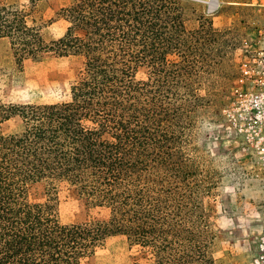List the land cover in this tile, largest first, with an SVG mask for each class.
<instances>
[{
    "label": "trees",
    "instance_id": "trees-1",
    "mask_svg": "<svg viewBox=\"0 0 264 264\" xmlns=\"http://www.w3.org/2000/svg\"><path fill=\"white\" fill-rule=\"evenodd\" d=\"M40 1L0 4V41L18 63L51 54L80 57L82 69L66 102L0 103V125L19 119L0 129V264H80L116 236L155 264H211L195 204L207 188L193 183L185 147L222 33L207 21L187 30L183 0H68L64 34L47 41L33 16ZM37 181L74 187L108 218L61 224L54 204L27 202Z\"/></svg>",
    "mask_w": 264,
    "mask_h": 264
},
{
    "label": "rangeland",
    "instance_id": "rangeland-1",
    "mask_svg": "<svg viewBox=\"0 0 264 264\" xmlns=\"http://www.w3.org/2000/svg\"><path fill=\"white\" fill-rule=\"evenodd\" d=\"M188 7L187 30L209 22L222 33L223 45H211L208 67L198 93L193 127L185 147L194 166L195 204L207 224L212 242L211 264H264V0H183ZM209 3L210 9L207 4ZM0 4L28 9L29 0H0ZM68 0H43L33 16L43 23L47 41L61 37L68 24L60 11ZM80 57L44 55L38 61L16 62L0 41V103L50 105L69 100V88L79 78ZM146 68L135 73L145 81ZM18 118L2 122L9 133ZM202 190V189H201ZM32 205L54 204L61 224L102 222L104 208L81 198L66 183L42 181L26 185ZM80 264H155L123 237L108 238Z\"/></svg>",
    "mask_w": 264,
    "mask_h": 264
},
{
    "label": "built area",
    "instance_id": "built-area-1",
    "mask_svg": "<svg viewBox=\"0 0 264 264\" xmlns=\"http://www.w3.org/2000/svg\"><path fill=\"white\" fill-rule=\"evenodd\" d=\"M210 1V0H209ZM208 3V2H207ZM207 6H208V8L210 9V5H209V3L207 4Z\"/></svg>",
    "mask_w": 264,
    "mask_h": 264
}]
</instances>
